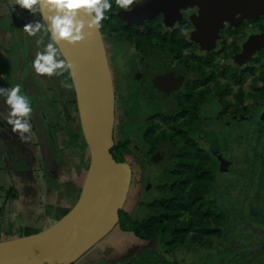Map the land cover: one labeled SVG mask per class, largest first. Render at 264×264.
<instances>
[{
	"label": "flooded vegetation",
	"instance_id": "af4514ba",
	"mask_svg": "<svg viewBox=\"0 0 264 264\" xmlns=\"http://www.w3.org/2000/svg\"><path fill=\"white\" fill-rule=\"evenodd\" d=\"M200 2L140 0L127 11L114 6L102 21L115 95L111 152L131 167L127 201L131 194L138 197L134 209L145 214L141 218L150 203L163 198L165 187L175 183L178 192L181 176L188 174L192 195L206 202V212L213 204L220 222L213 233L205 224L193 228L171 249L158 240L140 241L119 227L111 242L115 259L99 255L93 264H181V248H187V264H264V239L252 240L259 232L241 225L244 182L234 181L224 190L222 181L233 171L245 172L239 157L250 156L249 173L256 175L246 182L247 197L253 192L261 202L254 217L264 225V12L255 11L253 0H204L217 11L199 22ZM0 136L17 144L10 129ZM40 140H33L45 153L37 163L29 152L0 148L7 174L28 169L22 160L48 167L50 157ZM211 177L214 182H206ZM13 188L15 182L7 191L9 200ZM249 241L253 245H246ZM150 249L161 259L143 261Z\"/></svg>",
	"mask_w": 264,
	"mask_h": 264
},
{
	"label": "rangeland",
	"instance_id": "374dc122",
	"mask_svg": "<svg viewBox=\"0 0 264 264\" xmlns=\"http://www.w3.org/2000/svg\"><path fill=\"white\" fill-rule=\"evenodd\" d=\"M13 4L14 0H0V76L3 77L0 78V82L5 86L16 82L22 84V91L29 95L33 105L32 136L28 143H34V139L44 140L46 138V143H44L45 140H42V143L46 145L47 156L48 159L50 157V160L47 168L35 165L32 160L29 162L22 160V167L29 168L32 173L27 169L20 168L14 169V173L10 174H7L6 164L0 162V237L2 240L14 238L15 232L21 235H30L33 231L38 233L64 216L78 199L90 161L87 144L81 136L78 109L76 105L68 102L69 98L73 97L72 89L63 87L64 83L72 81L69 80L67 74L42 77L37 76L31 70V60L35 52L39 50L36 39L45 40L46 38L44 39L39 33L29 37L23 32L22 26L30 21L40 19L39 13L37 16H33L27 10L20 9L18 5L13 7ZM14 80L17 81L14 82ZM6 114V106L0 101V115ZM43 136L46 137L43 138ZM239 159L245 172L233 171L234 173L223 176V189L225 190V187L234 181L244 182L243 191L247 200L242 205L241 225L251 232L254 230L259 232L258 235H253L252 240L260 241L264 239V225L256 224L254 215L256 208L261 207V202L252 195L253 192L247 197L249 190L245 187L250 176L256 174L249 173L250 156L243 155ZM6 160L9 164H13L9 157ZM21 165L19 164V166ZM13 182L17 187L12 192L14 198L10 197L11 199L2 209L4 198L7 191L11 190L10 184ZM260 187V192H263L264 182ZM28 190L32 191L31 195L26 194ZM230 201L226 200V202ZM137 202L138 197L131 194L124 205L125 211L132 212L135 219L145 215L141 210L134 209ZM62 207H66L65 211L61 209ZM16 208L18 211H15ZM242 208L240 212H242ZM39 209H42V213L36 215ZM53 218L55 221L52 223V220L49 219ZM29 226L35 230H28ZM9 229L12 230V234L8 232ZM118 232L119 226L117 225L110 234L74 264H93L95 261L98 262L99 255H107L112 260L115 259L111 242L113 236ZM249 243L253 242L249 241L246 245ZM186 249L181 248L178 251L181 264H187L188 259H184L188 253Z\"/></svg>",
	"mask_w": 264,
	"mask_h": 264
},
{
	"label": "water",
	"instance_id": "95a60500",
	"mask_svg": "<svg viewBox=\"0 0 264 264\" xmlns=\"http://www.w3.org/2000/svg\"><path fill=\"white\" fill-rule=\"evenodd\" d=\"M253 1L255 11L263 13L264 0ZM197 5L199 22L217 11L204 0ZM59 47L74 66L73 89L90 157L88 173L77 201L59 220L38 233L0 241V264H74L118 225L130 190L131 167L111 152L115 95L101 30L77 45L62 42Z\"/></svg>",
	"mask_w": 264,
	"mask_h": 264
},
{
	"label": "clouds",
	"instance_id": "9594fccd",
	"mask_svg": "<svg viewBox=\"0 0 264 264\" xmlns=\"http://www.w3.org/2000/svg\"><path fill=\"white\" fill-rule=\"evenodd\" d=\"M140 0H14L13 7L27 10L33 16L39 13L40 19L25 23L23 32L29 37L43 33L36 39L39 50L31 60V70L42 77L67 74L70 81L64 83L66 89H73L74 66L66 57L62 58L63 42L77 45L93 33H98L102 21L109 18L110 10L115 6L119 10H131ZM0 78H3L0 76ZM0 101L6 106L7 114L0 115V132L10 129L21 142H27L32 136L31 114L33 105L30 97L22 91L20 82L0 85ZM5 125L8 128H5Z\"/></svg>",
	"mask_w": 264,
	"mask_h": 264
},
{
	"label": "trees",
	"instance_id": "16d2710c",
	"mask_svg": "<svg viewBox=\"0 0 264 264\" xmlns=\"http://www.w3.org/2000/svg\"><path fill=\"white\" fill-rule=\"evenodd\" d=\"M16 22L18 23V21ZM39 34L44 39L46 38L44 40L46 42V35L43 33ZM0 85L5 86V84L1 82ZM73 93L74 96L70 97L68 102H73L76 105L75 92L73 91ZM28 142L29 141L21 142L18 139L17 144L9 145L6 141H3L0 136V148L6 145L12 148V150H24L29 152L30 156L37 163L40 157L42 158V156H44V150L42 148L40 149V147L34 143ZM190 179L191 175L185 174L181 176L180 189H178V192L175 191V183L171 186L168 185L169 187H163V198L149 204V213L144 218L135 219L127 211L121 210L119 227L122 230L133 231L135 237L140 241L156 242L158 240L160 244L164 243L169 246L170 249L173 248L174 244L183 243L187 237H189V232L197 226H203V224H205L207 228L211 226L212 233L215 232L214 226L219 224V216L216 215L213 204L210 207V213L206 212L204 210L206 202L192 195L189 186ZM205 180L206 182L209 180L214 182L213 177L210 179L205 178ZM182 181L186 184L185 187L182 185ZM201 181H203V179ZM52 203L51 200V204ZM207 217L209 219H206ZM202 237L203 236L200 235H194V239ZM169 252H172V250H169L167 253ZM142 257L144 258L143 261L146 259H161L159 253L153 249H150L149 253L147 252V256L142 255ZM140 264H143V262Z\"/></svg>",
	"mask_w": 264,
	"mask_h": 264
},
{
	"label": "crops",
	"instance_id": "0c3cea01",
	"mask_svg": "<svg viewBox=\"0 0 264 264\" xmlns=\"http://www.w3.org/2000/svg\"><path fill=\"white\" fill-rule=\"evenodd\" d=\"M81 133H82V131H81ZM81 136H82V138H84V137H83V133H82ZM24 169H26V168H24ZM27 170H29V171L31 172V170H30L29 168H28ZM31 173H32V172H31ZM13 189L16 190L15 188H13ZM30 189H31V188H30ZM32 189H33V188H32ZM49 189L52 190L51 188H49ZM31 192H32L31 190H28V191L26 192V194H27V195H31ZM52 195H54V194H52ZM5 199H8V200H7V201L5 200V201L2 203V209H3V207H4L5 205H7V202L9 201V198L6 197ZM48 200H49V199H48ZM27 201H31V200H27ZM52 202H53V201H52ZM65 204H66V203H65ZM67 206H68V205H67ZM71 206H72V204H71ZM21 209H22V208H21ZM61 209L65 211L66 207H62ZM15 211H18V208H16ZM41 213H42V209H39V210L37 211L36 215H40ZM49 220H52V221H51L52 223H53V221H55L54 218H53V219H49ZM29 227H30V229H28V230H35V229H31V228H33L32 226H29ZM8 232H9L10 234L13 233L11 229H9ZM20 232H21V231H20ZM33 233H35V232L33 231L32 234H33ZM18 234H19L20 236H19ZM0 236H1V233H0ZM14 236H15V237H17V236L21 237V236H25V235H24V234L21 235L20 233H16V232H15V235H14ZM15 237H14V238H15ZM0 241H2L1 237H0Z\"/></svg>",
	"mask_w": 264,
	"mask_h": 264
}]
</instances>
